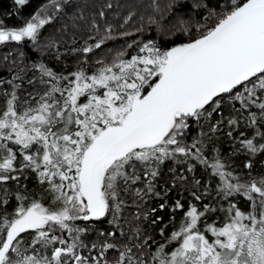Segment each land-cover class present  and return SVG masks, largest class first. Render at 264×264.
Listing matches in <instances>:
<instances>
[{"label":"snow or ice","instance_id":"6c2138e0","mask_svg":"<svg viewBox=\"0 0 264 264\" xmlns=\"http://www.w3.org/2000/svg\"><path fill=\"white\" fill-rule=\"evenodd\" d=\"M180 2L171 0L169 8ZM53 3L57 10L63 7L60 0ZM28 4L13 0L16 12L7 15H18ZM196 7L214 22L178 19L167 32L161 29V41L150 39L130 56L120 49L89 72L84 54L114 38L112 26L105 25L99 40L90 36L92 45L74 50L81 53V64L67 76L45 63L32 64L43 91L24 98L18 95L20 84L0 76V85L11 87L0 88V264H264V175L249 171L250 179L241 182L219 156L211 161L204 156L203 140L187 146L177 139L189 120L208 121L209 133H215L224 123L222 108L231 103L238 116L227 123L235 129L243 119L255 133L240 141L239 150L253 157L264 153L257 140L264 141V0H215ZM42 13L46 7L11 28L0 19V43L38 41L53 19ZM93 28L99 33L101 25L94 20ZM177 33L187 41L178 42ZM28 83L35 86L32 79ZM214 114L220 119L211 123ZM178 154L211 168L219 179L217 204L228 201V207L190 205L169 236H164L167 224L160 228L163 243L140 226L127 235L120 224L123 194L139 184L133 189L138 200L163 199L170 189L163 195L156 191L160 165ZM245 167L251 170L252 161ZM30 174L41 188L40 199L23 183ZM238 194L250 210L229 199ZM166 207L145 210L143 219L154 216L152 225L163 221L156 213ZM183 208L177 200L171 211ZM218 212L225 214L223 221L209 223ZM174 221L170 217L169 223ZM105 223L114 230L97 227ZM90 231L98 238L88 244L82 236ZM119 237L125 240L118 243Z\"/></svg>","mask_w":264,"mask_h":264},{"label":"trees","instance_id":"16d2710c","mask_svg":"<svg viewBox=\"0 0 264 264\" xmlns=\"http://www.w3.org/2000/svg\"><path fill=\"white\" fill-rule=\"evenodd\" d=\"M50 2L53 0H29V4L18 15L9 16L8 13L16 12L13 0H0V19L4 20L7 27L21 26L26 19ZM205 2L215 4V0H181L178 6L169 8L171 0H71L70 4L64 3L51 22L40 30L38 41H9L0 45V76L21 85L18 90V95L21 98H24L26 93L41 92L43 86L38 83L39 72L32 69V64L45 63L55 71L63 72L67 76L81 64V53L74 50L82 49L85 42L92 45L95 41L89 37L99 40L104 33V26L111 25L114 38L106 41L100 49H93V52L84 54L87 56L88 71L91 72L94 70L97 60L103 59L105 63L110 62L120 49H126L130 56L135 54L138 45L150 39L161 41L163 35L161 29L167 32L173 28V25H176L178 19H189L191 22L200 24H204L207 20V23L211 25L215 18L207 19V11L196 7L197 3ZM101 11L104 13L103 17L99 15ZM150 18L157 23H149ZM94 20L101 25L99 33L93 28ZM177 35L181 37L178 42H186L188 39L187 36L180 33ZM172 38L175 39V36ZM53 41L55 47H48ZM128 44H132V48H127ZM17 75L22 77V80L14 79ZM29 79L35 82V86L28 83ZM0 88L11 90L7 83L0 85ZM236 108H239L238 102ZM222 114L224 123L215 133H209L208 121L189 120V127L184 130V135L178 136L177 139L187 146H191L197 139L203 140L206 144L204 156L209 161L213 157L219 156L228 166V170L240 177L241 182L250 179L249 171L253 177L264 175V153L253 157L247 152L239 150L241 149L240 141L253 137L254 129L246 126V121L243 119L235 129L227 123L229 117L237 118L238 116L231 103L225 104ZM244 115L247 116V113L245 112ZM219 119L220 116L214 114L211 123H215ZM230 131L232 132L231 136L228 135ZM241 132L245 134L244 137L240 136ZM202 133L208 135H201ZM257 140L264 143L259 137ZM197 146L199 147V145ZM249 160L253 163L251 170L245 167ZM190 167L191 171H189ZM197 181H199L198 184ZM23 183L27 185L28 192L32 193L35 198L43 197L34 175L30 174L29 179ZM218 183L219 179L212 174L210 167L206 168L199 161L193 158L186 159L178 154L175 159H168L160 165V177L155 182L156 191L163 195L164 189L167 188L170 189L168 194L163 196V199L152 197L145 198L146 202L140 201L136 198L133 189L141 185H134L133 189L123 194L126 206L120 224L129 236L137 226H140L156 241L163 243L164 239L160 235V228L167 224L164 236H169L174 228L179 226L190 205H195L201 210L204 204L210 202L214 207L220 205L224 208L228 207V201H219V205L217 204L216 186ZM10 189L15 191L16 185L10 183ZM193 193L201 196V200L197 201ZM229 199L241 210H250L249 202L242 195L238 194ZM177 200H180L184 208L172 212L171 208ZM42 202L47 206L50 201L44 197ZM13 203L15 202L13 201ZM160 203L167 204L163 211L156 213V215L164 217L163 221L152 225L150 221L155 218L154 216H150L149 220L145 221L143 219L144 211L153 207L158 208ZM140 204L143 205L142 208L138 207ZM137 213L140 214V219H136ZM224 215L223 212L214 213L208 217V222L211 223L213 219L223 221ZM172 216H175V221L169 223ZM97 227L104 231L114 230V226L107 223L97 225ZM97 238L98 233L95 231H90L82 236V239L88 244L95 242ZM124 240L125 237H119L117 242L120 243ZM87 251V249L84 250L85 255H87ZM93 254L95 255V252ZM115 255L114 250L109 251L110 257H115Z\"/></svg>","mask_w":264,"mask_h":264},{"label":"rangeland","instance_id":"374dc122","mask_svg":"<svg viewBox=\"0 0 264 264\" xmlns=\"http://www.w3.org/2000/svg\"><path fill=\"white\" fill-rule=\"evenodd\" d=\"M60 3L64 5L65 2H64V0H60ZM45 7H46V13H42V14H47L51 17H54L57 14V12L61 9L60 8L59 10H57L56 7L54 6L53 2H50L48 5H45L43 8H45ZM1 44H3V43H0V45Z\"/></svg>","mask_w":264,"mask_h":264}]
</instances>
